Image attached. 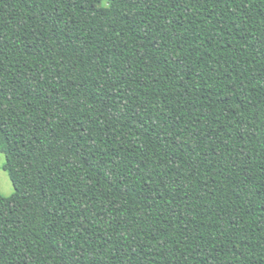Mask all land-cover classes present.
I'll list each match as a JSON object with an SVG mask.
<instances>
[{
  "label": "trees",
  "instance_id": "16d2710c",
  "mask_svg": "<svg viewBox=\"0 0 264 264\" xmlns=\"http://www.w3.org/2000/svg\"><path fill=\"white\" fill-rule=\"evenodd\" d=\"M0 264H264V0H0Z\"/></svg>",
  "mask_w": 264,
  "mask_h": 264
},
{
  "label": "rangeland",
  "instance_id": "374dc122",
  "mask_svg": "<svg viewBox=\"0 0 264 264\" xmlns=\"http://www.w3.org/2000/svg\"><path fill=\"white\" fill-rule=\"evenodd\" d=\"M4 163L5 154L0 151V193L3 196H10L14 192V187L8 173L3 169Z\"/></svg>",
  "mask_w": 264,
  "mask_h": 264
}]
</instances>
